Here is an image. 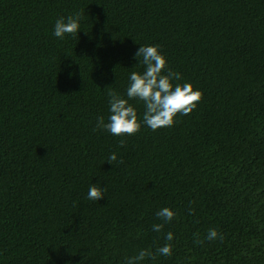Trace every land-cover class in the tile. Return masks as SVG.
Wrapping results in <instances>:
<instances>
[{
  "label": "trees",
  "instance_id": "obj_1",
  "mask_svg": "<svg viewBox=\"0 0 264 264\" xmlns=\"http://www.w3.org/2000/svg\"><path fill=\"white\" fill-rule=\"evenodd\" d=\"M145 44L202 99L155 131L130 100L135 135L93 131ZM209 228L223 239L195 245ZM169 231L172 256L143 264H264V0H0V264H125Z\"/></svg>",
  "mask_w": 264,
  "mask_h": 264
},
{
  "label": "clouds",
  "instance_id": "obj_2",
  "mask_svg": "<svg viewBox=\"0 0 264 264\" xmlns=\"http://www.w3.org/2000/svg\"><path fill=\"white\" fill-rule=\"evenodd\" d=\"M81 19L82 13L80 12L70 14L66 18L63 16L57 18L53 35L59 39H63L66 34L77 35L80 31ZM134 58L144 70L131 72L126 98L121 97L115 91L108 93L110 115L107 122L103 116L97 117L93 131L107 130L114 136L135 135L141 128V121L138 120L136 109L129 103L130 100L138 99L143 102L145 111L142 122L155 131L164 127H172L178 114L189 115L202 99V91L194 89L190 82L173 83V81H180L181 74L168 68V62L159 51L158 45H140ZM125 143L124 140H120L119 146H124ZM107 161L111 164L113 162L123 163L122 159L117 160L115 152L109 155ZM105 191L106 188L92 184L89 187L87 199L98 201L104 197ZM191 203L190 201L189 204ZM188 212L194 215L193 208L189 207ZM155 216L161 222L153 224L152 231L160 233L166 224L175 219L177 213L169 207H162L155 213ZM195 237L193 243L203 246L205 242L222 240L223 234L216 228H209L203 237L198 233ZM164 240L166 243L157 247L155 251L145 248L136 255L127 257L125 264H143L146 259L155 260L158 255L172 256L173 233L167 232Z\"/></svg>",
  "mask_w": 264,
  "mask_h": 264
}]
</instances>
